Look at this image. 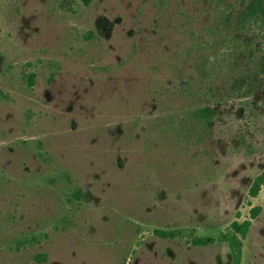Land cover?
<instances>
[{
	"label": "rangeland",
	"instance_id": "obj_1",
	"mask_svg": "<svg viewBox=\"0 0 264 264\" xmlns=\"http://www.w3.org/2000/svg\"><path fill=\"white\" fill-rule=\"evenodd\" d=\"M247 2L0 0V264H264Z\"/></svg>",
	"mask_w": 264,
	"mask_h": 264
},
{
	"label": "trees",
	"instance_id": "obj_2",
	"mask_svg": "<svg viewBox=\"0 0 264 264\" xmlns=\"http://www.w3.org/2000/svg\"><path fill=\"white\" fill-rule=\"evenodd\" d=\"M82 1L87 5L90 0ZM250 20L255 22L260 20V22L264 23V0H248L241 12L236 15V24L239 28H245ZM261 188L264 190V169L261 174L253 180L249 188V195L252 197L255 196ZM257 214L258 209H252L251 217L254 218ZM249 227L250 222L247 220L242 223L234 221L230 225L231 235L227 238V244L233 264H239L242 240L245 238ZM155 234L161 237L166 235L164 231H155ZM192 243L195 246H204L213 243V238L197 237Z\"/></svg>",
	"mask_w": 264,
	"mask_h": 264
}]
</instances>
